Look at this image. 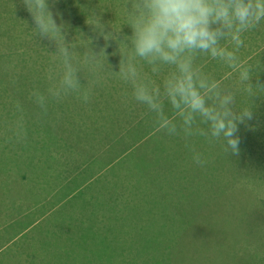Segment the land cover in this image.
<instances>
[{
	"label": "rangeland",
	"instance_id": "rangeland-1",
	"mask_svg": "<svg viewBox=\"0 0 264 264\" xmlns=\"http://www.w3.org/2000/svg\"><path fill=\"white\" fill-rule=\"evenodd\" d=\"M60 2L67 7L74 0H50L49 4L57 8ZM119 3L98 0L96 5L104 12L102 22L118 21ZM14 5L18 6L14 9L18 16L1 14L4 24L0 26H23L15 33L24 30L22 36L45 41L50 48L51 41L31 30L34 23L24 3ZM66 23V41H72L78 30L87 37L95 35L86 23L76 27ZM121 31L130 35L126 26ZM247 35L252 40L244 38L240 55L259 62V71L251 81L255 86L264 83V24ZM5 38L2 35L0 40L5 43ZM107 43V64L95 75L87 68L79 74L82 84L98 80L88 104L69 95L59 102L49 100L43 112L33 102L31 92L34 88L46 92L50 67L34 70L37 76L31 83L32 76H26L29 80L21 88L22 83L8 85L3 82L5 75L0 76V214H5L0 219V264L11 262L7 258H14L18 251L21 264H164L166 250L172 264H237L250 254L257 256V264H264V95L251 97L253 119L239 126V155H221L218 143L210 146L203 139L193 141L208 161L200 167L182 138H165L162 131L144 134L157 127L143 108L125 102L124 85L109 74V65L118 71L117 45ZM104 44L96 38L90 47L98 52ZM87 51L79 46L74 50L77 58ZM50 60L56 61L55 56ZM199 62L205 73L235 93L237 105L246 100L236 70L208 57ZM114 88H122L120 95ZM121 95L122 99L118 98ZM17 103L22 112L16 110ZM20 116L26 134L18 138L12 128ZM126 134L129 139L144 134L150 148L141 152L135 148L107 165L106 160H114L126 147L124 140L119 141V147L117 143ZM115 135V142L109 144ZM165 142L170 151L167 156L160 148ZM178 154L191 169L187 175L196 176L218 166L226 174L221 183L213 180L207 193L201 184L209 183L208 177L195 179L197 189L187 196L189 219L165 204L137 162L169 164L168 160Z\"/></svg>",
	"mask_w": 264,
	"mask_h": 264
},
{
	"label": "clouds",
	"instance_id": "clouds-1",
	"mask_svg": "<svg viewBox=\"0 0 264 264\" xmlns=\"http://www.w3.org/2000/svg\"><path fill=\"white\" fill-rule=\"evenodd\" d=\"M23 2L34 35L55 45L56 67L46 74V92H31L43 112L49 100L59 102L69 95L90 102L98 80L82 84L79 74L82 68L93 75L102 69L107 42L112 41L120 62L118 71L109 65V74L124 85L126 103L141 106L167 136L182 138L200 167L208 161L194 145L196 139L218 143L225 155H239V126L253 119L251 97L264 95V83H251L259 71L258 60L242 59L240 52L245 34L264 24V0H120L116 23L102 22L100 13L85 9V23L95 35L87 37L78 30L72 41H66L68 25L53 13L49 0ZM125 26L130 35L122 33ZM96 38L105 41L98 52L90 47ZM78 46L88 48L80 58L74 52ZM202 57L236 70L244 102L237 105L235 93L202 70ZM15 107L22 112L18 103ZM12 130L18 138L26 134L22 116Z\"/></svg>",
	"mask_w": 264,
	"mask_h": 264
},
{
	"label": "trees",
	"instance_id": "trees-1",
	"mask_svg": "<svg viewBox=\"0 0 264 264\" xmlns=\"http://www.w3.org/2000/svg\"><path fill=\"white\" fill-rule=\"evenodd\" d=\"M77 1L78 0H74L75 4L74 3L68 4L67 7H64L65 5H63V3L60 2L59 7L57 8L51 7V10L53 11L54 14L59 13L65 22L73 23L75 27L78 25V23H85L86 20V12H84L85 9L96 10L98 13L101 14V16L104 14V12L101 11L100 8L97 7L96 5L98 0H87L88 3L79 0L80 5L77 4ZM90 2H92V4H89ZM15 3H24V2L23 0H0V10H1L0 15L6 13L11 18H15V16H18L17 14L19 11L17 10L16 12H14V9L18 7L14 5ZM8 4H12V5L7 6ZM72 4H74L75 6L72 7L71 6ZM80 7L83 9V11L80 10L79 12H77L78 8ZM5 10L6 12H4ZM15 22L16 21H10L9 24ZM57 22L59 23V20ZM2 24H4L3 20L0 19V25ZM22 28L23 26H14V25L0 26V37L2 35L5 36L6 37L5 40L7 41L4 43L2 39L0 40V76L5 75V79L3 82L7 83L8 85L22 83L19 88L26 85L24 83H26L27 80L30 79V83L33 81V77L37 76V74L34 75L35 73L34 70L46 69L47 67L53 68L55 67L56 64V61L50 60L51 56H54L53 52L55 51V45L53 43H48L49 45H51V47L48 48L46 46L45 41L35 40L34 37H32V39H28L27 37L22 36L24 30L22 32L15 33L20 31V29ZM6 32H8V36L6 35ZM251 37L252 36H248L247 34H245L244 38L252 40ZM29 75H31L32 77L26 80V76L29 77ZM117 89L118 88H114V91L115 90L117 92L119 91L118 95H120V91H122V88H119L118 90ZM122 97L123 95L119 96L118 98L122 99ZM143 111L145 112L146 116H148V119L150 118L151 120L152 117L148 115L144 109ZM123 120L127 121L129 124H135V125L137 124V122L135 121H130L129 118H123ZM149 130L151 131V129ZM149 130H148L149 133L147 132V134L146 133L144 134L149 136L156 131L160 132L158 128H156V130H154L153 132H150ZM144 134H139L137 137L135 136L134 139L127 138L128 134H126L125 138L122 137V140L121 137H119L117 140L118 147H119V141L123 142V140H124L123 143L125 144L126 147L123 146L125 148H122V151L117 154L116 158L115 156H113L115 158V159L113 158L114 160L111 159H108L106 161L104 160L105 163L109 165L110 163L116 161L123 153H127L128 151L133 150L135 148L136 151H140V152L142 150L144 151L148 150L150 148V145L148 144L149 138ZM163 134L165 135L163 137L167 138L166 134L165 133ZM239 134H241V132H239ZM142 135H144L145 137L144 138L140 137ZM178 139L180 138L178 137ZM115 140H116V135L115 137L111 136L109 144H113ZM212 144L209 143L210 146H212ZM161 146L162 147L160 146L159 147L165 154L162 151L161 152L167 156V154H169L170 151L165 147L167 146L166 142L164 144H161ZM149 151H151V149ZM219 153L221 155H224L222 150L219 151ZM239 153H242V151ZM183 161L184 159L182 155L178 154L177 158L173 157L172 160H168V163L170 165L167 164L166 162H158V161L155 162L137 161V162H139L141 169L144 170L143 172L150 180L153 187H155L161 193L162 197L164 198L165 204L169 208L176 211V213H178L179 215L187 216L189 215V213L186 212V209L189 208V206H187V201H190L187 199L188 198L187 196L193 195L195 189H197L198 183L195 182V179L201 177H208V179L210 180L209 183L201 184V188H203L204 192L207 193L206 190H210V188H212L211 182L215 180V182L221 183V181L225 180L226 174H225V169L220 168V166H218L216 167L217 169H208L196 176L193 173H189V175H187V172L191 169ZM234 174L236 176L238 175L237 169L234 172ZM217 188L219 192V187ZM198 196H203V195L198 194ZM17 201L20 200L17 199ZM189 218L190 217L186 219ZM168 251L167 250L165 251L164 264H172L170 253ZM256 257H257L256 255L250 254L249 259L241 258V260L237 261V264H257L255 261ZM114 264H121V263L114 262Z\"/></svg>",
	"mask_w": 264,
	"mask_h": 264
},
{
	"label": "crops",
	"instance_id": "crops-1",
	"mask_svg": "<svg viewBox=\"0 0 264 264\" xmlns=\"http://www.w3.org/2000/svg\"><path fill=\"white\" fill-rule=\"evenodd\" d=\"M4 215H3V213H1L0 214V219H2ZM21 256H22V254L18 251V253H16V256L14 258L13 257L7 258V260L12 259V261L11 262H6V263H8V264H21V260H22Z\"/></svg>",
	"mask_w": 264,
	"mask_h": 264
}]
</instances>
